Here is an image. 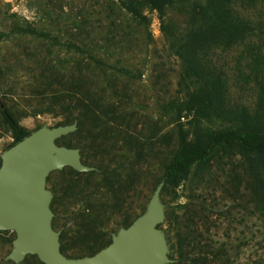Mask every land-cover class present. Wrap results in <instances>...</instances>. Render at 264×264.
<instances>
[{"label": "rangeland", "instance_id": "obj_1", "mask_svg": "<svg viewBox=\"0 0 264 264\" xmlns=\"http://www.w3.org/2000/svg\"><path fill=\"white\" fill-rule=\"evenodd\" d=\"M122 1L129 0H0V154L14 143L1 107L28 134L69 124L51 94L74 88L95 97L100 108L80 111L77 129L56 141L78 148L81 162L95 171L64 167L46 178L62 254L82 257L106 246L112 233L145 210L162 183L159 227L169 258L177 256L175 234L189 227L201 252L210 250L208 244L221 246L225 255L216 264H264V162L218 148L192 165L178 187L164 183L185 122L178 119L186 99L180 62L158 13L140 5L145 19L137 20ZM193 1L174 0L164 10V24L184 31ZM230 3L231 17L247 32L231 46L205 49L202 62L221 74L225 107L251 113L264 88V0ZM106 110L133 118L128 125L111 124ZM71 113L72 119L78 111ZM14 238V232L0 231V264H15L5 260ZM19 264L42 263L27 255Z\"/></svg>", "mask_w": 264, "mask_h": 264}, {"label": "trees", "instance_id": "obj_2", "mask_svg": "<svg viewBox=\"0 0 264 264\" xmlns=\"http://www.w3.org/2000/svg\"><path fill=\"white\" fill-rule=\"evenodd\" d=\"M173 1L129 0L122 1L121 6L137 20L145 19L140 5L156 11L161 20V30L171 42V49L180 62L179 80L185 88L186 99L179 109L178 119H185V122L177 130L178 150L163 178L166 185L175 188L187 178L192 165L207 161L218 148H234L244 156L251 157V160L264 162V88L260 91L254 112L250 113L244 107L228 109L224 105L221 74L202 62L205 49L212 45L231 46L247 32L245 24L231 17V0H194L184 31H175L164 24V10ZM66 92L67 95L60 92L51 94L53 102L66 111L62 116L65 123L76 120L81 122L83 113L99 110L95 97L79 94L74 88ZM73 110L78 113L71 119ZM106 111L102 114L110 116L108 121L111 124L128 125L133 118L132 115L114 116L113 110ZM1 115L14 143L28 135L3 107ZM258 182L263 187L261 180ZM262 198L264 200V193ZM188 228L183 234H175L178 250L176 257H170L173 260L171 264H216L219 256L225 255L220 250L221 246L215 249L210 244L207 245L210 249L207 253L201 252L193 244V232ZM104 246H94L85 255H92ZM220 264L229 263L221 261Z\"/></svg>", "mask_w": 264, "mask_h": 264}, {"label": "water", "instance_id": "obj_3", "mask_svg": "<svg viewBox=\"0 0 264 264\" xmlns=\"http://www.w3.org/2000/svg\"><path fill=\"white\" fill-rule=\"evenodd\" d=\"M77 129V122L41 126L0 154V231L14 232L5 260L19 264L34 255L42 264H170L163 230L162 183L153 190L145 210L128 226L110 235V242L92 255L67 257L60 251L59 232L52 228L50 172L70 167L95 171L81 162L78 148L56 141Z\"/></svg>", "mask_w": 264, "mask_h": 264}]
</instances>
